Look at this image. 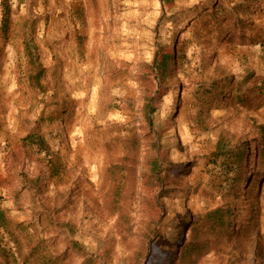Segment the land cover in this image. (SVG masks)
Returning a JSON list of instances; mask_svg holds the SVG:
<instances>
[{
    "label": "rangeland",
    "instance_id": "obj_1",
    "mask_svg": "<svg viewBox=\"0 0 264 264\" xmlns=\"http://www.w3.org/2000/svg\"><path fill=\"white\" fill-rule=\"evenodd\" d=\"M218 7L225 12L211 29ZM173 46L189 65H179L156 96L150 92L158 98L151 118L164 159L161 181L145 169L143 151L133 219L121 241L114 220L93 210L102 144L130 125L146 135L148 96L113 87L107 69L121 61L149 65ZM37 74L38 83L30 82ZM258 88L264 91V0H96L95 7L92 0H0V210L32 232L22 250L43 236L58 243V253L78 244L88 264H169L191 238L181 221L229 202L235 224L249 226L252 239L224 242L225 251L212 249L200 264H230L232 256L264 264V156L250 143L259 139L254 126L264 125ZM30 133L46 147L24 141ZM220 140L234 151L248 144L236 203L211 195L223 180ZM3 238L0 231L2 245Z\"/></svg>",
    "mask_w": 264,
    "mask_h": 264
},
{
    "label": "trees",
    "instance_id": "obj_2",
    "mask_svg": "<svg viewBox=\"0 0 264 264\" xmlns=\"http://www.w3.org/2000/svg\"><path fill=\"white\" fill-rule=\"evenodd\" d=\"M92 2L95 7L96 0H92ZM224 9L223 7H218L211 12V29H216L220 24L225 12ZM162 18L163 16L158 19L152 30L155 38L159 36ZM8 21V12H5L3 14V22L6 24ZM239 27L243 30L245 24L239 22ZM252 41L256 42L257 40L253 39ZM144 44V41H138V45L141 47ZM25 50L27 56H30L32 50L29 44H25ZM179 65H189V59L186 54H181L173 46L170 52L166 51L161 54L157 52L149 65L143 61L132 66L129 62L121 61L118 66L110 65L107 69L108 79L113 87L139 90L142 93L144 92L145 96H148L141 111L143 118L147 122L146 135L140 136L138 129L130 125V128L127 126L125 129H121L122 133L104 141L102 144L104 159L100 174L101 195L98 200L93 201V210L103 219L114 220V225L121 241L126 239V230L133 219L137 169L140 165V157L143 151L145 169L151 175H155L159 182L161 181L159 174L164 159L161 153V142L158 143L156 136H154L151 118L158 98L150 96V92L154 89L155 96L160 93L161 89H163L162 86L169 82ZM39 78L40 74L33 75L30 82L38 83ZM255 94L256 97H262L264 91L262 88H258V92ZM249 105H252L250 107L254 106L253 100L249 101ZM254 130L259 139L257 141L253 139L250 143L257 144L260 155L264 156V125H256ZM23 140L28 141L31 146L36 145L40 149L46 147L44 141L36 134L30 133ZM247 146L248 144H241L235 147L236 150L234 151L228 148L223 140L218 142L216 155L217 159L221 161L219 164V175L223 177V180L219 186L211 187V195L222 199L223 197H228L235 203L239 200V195L232 193L236 190L237 183L242 181L241 167L244 159L242 151ZM259 165L260 169H263L264 162H260ZM58 166H61V164H54L53 170L55 172H58ZM236 209L235 206L227 202L225 206L221 205L211 209L204 215L193 218L192 221H190V218L183 219L180 227L188 230L191 238H183L175 251L176 256L173 257L169 264H200L201 259L207 256L212 249L214 251H225L224 242L231 243L239 239L242 243H249L252 239L251 229L246 225L239 226L238 223L235 224L234 217H238ZM150 224L147 227L149 231H152L155 223ZM0 231L4 235V244L2 245L0 242L1 264H71L74 257L83 258L82 264H88L84 248L78 244L70 242L62 252L58 253V243H55L54 239L49 240L43 236L39 240H33V243H29L30 247L27 248V252H24L22 245L26 243L27 237L32 235V232L28 231L27 227L24 228L19 224L13 226L1 210ZM232 257L234 260H231L230 264L241 263L239 258Z\"/></svg>",
    "mask_w": 264,
    "mask_h": 264
}]
</instances>
